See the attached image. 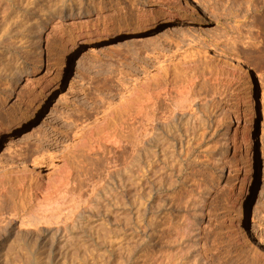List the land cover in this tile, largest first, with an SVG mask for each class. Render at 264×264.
<instances>
[{
  "label": "rangeland",
  "instance_id": "1",
  "mask_svg": "<svg viewBox=\"0 0 264 264\" xmlns=\"http://www.w3.org/2000/svg\"><path fill=\"white\" fill-rule=\"evenodd\" d=\"M54 1L0 0V264H25L20 229L29 216L36 222L31 264H191L193 248L212 264H263L264 64L257 47L264 26L258 0H184L192 4L188 12L146 0H90L81 19L74 6L85 0H58L66 6L61 22L47 14ZM174 12L179 19H170ZM202 30L214 31L218 41L190 63L195 70L181 65L165 76L169 87L193 83V102L205 118L200 142L190 133L189 111L177 109L175 98H166L165 82L154 80L107 118L67 165L60 155L46 157L49 149L65 150L134 79ZM67 39L75 44L68 57L61 56ZM60 56L64 64L45 73ZM192 147L196 163L186 165L175 191L164 190L174 185V164L187 163L184 151ZM42 155L44 162L36 164ZM63 169L69 174L57 172ZM61 182L81 199L79 208L51 196ZM203 184L210 198L191 215L196 242L188 245L181 237L184 202L188 191L204 192ZM44 189L53 198L46 199ZM56 207L57 217L51 214Z\"/></svg>",
  "mask_w": 264,
  "mask_h": 264
},
{
  "label": "bare ground",
  "instance_id": "2",
  "mask_svg": "<svg viewBox=\"0 0 264 264\" xmlns=\"http://www.w3.org/2000/svg\"><path fill=\"white\" fill-rule=\"evenodd\" d=\"M248 1V0H247ZM63 2V1H62ZM59 3V1L58 0H56V1H54L53 2V4L52 5H50L49 6V8L47 9V14H49V16H51V17H53L54 19H56V20H58L57 22H61V21H63L64 20V18L66 17V14H64L63 12L65 11V7L66 6H64V3ZM146 2L149 4V2H151V4L153 3H157V4H161V5H163L164 7H166V9H168V8H177L178 10H180V11H183V12H188V9H191L192 8V4H190V2L189 1H184V0H146ZM250 2V1H249ZM258 2H259V4H260V6H258V8H257V10H258V12H259V19L261 18V23H262V25L264 26V0H258ZM141 3H143V2H141ZM76 4V6H74V8L75 9H77L78 10V12L76 13V15H77V17H79L80 19L81 18H83L84 16L83 15H85V13H87L88 11H86V9L87 8H85L86 6L85 5H90V7L92 8V6H93V4H90V0H85V2H78V3H75ZM251 4V3H250ZM239 6H240V4H239ZM249 6V5H248ZM68 9V8H67ZM162 10V9H161ZM162 12H165L164 10H162ZM234 14H237V13H234ZM235 16H237V15H235ZM70 17V16H69ZM180 18V15L179 14H177L176 12H174L173 14H170V19H179ZM237 19L238 18H236V20L235 21H237ZM105 20V19H104ZM218 41V35L216 34V33H214V31L212 32V31H210V30H202V31H200L199 33H198V35L196 36V37H194L193 39H190V43H189V45L186 47V48H184V47H179V48H177V50L175 51V52H173L170 56H167L166 58H163L162 60H160L159 62H158V66L157 67H155V68H150V69H147L145 72H144V74H142L141 76H138L136 79H134L132 82H131V84L130 85H128L127 87H125V89L122 91V93L120 94V96H119V99L117 100V101H114V102H108V104H106L105 105V107H104V109L98 114V116L96 117V118H94V120L93 121H91V123H89V124H87L86 126H84L81 130H79L77 133H76V136H75V139L72 141V143L65 149V150H63L62 152H60L59 154H58V152H56L55 150H52V149H49L47 152H46V157H50V156H57V155H60V158H61V161H63V165L65 166V165H67V163L75 156V154H76V152H78V150L80 149V148H82V146L84 145V143H85V140H87V138H89V137H93V134H94V132L96 131V130H99V128H101V126L103 125V124H105L106 122H107V118H109V117H111L112 115H113V113L117 110V109H119L120 107H123V106H125V105H127V103H129L131 100L133 101L134 100V102H135V100H136V97L135 96H137V94H139L143 89H146L150 84H152L153 83V81L154 80H162V81H164L165 82V84H162V85H166L165 87H163L164 89H163V91H165V95H166V98H169V99H173L174 100V98H175V107L177 108V109H179L180 111H182L183 112V110L185 111H189V113H190V116H192L193 117V121H194V124L193 123H191L192 124V128H189L190 129V133H191V135L193 136V135H195L194 136V143L195 142H198L199 141V139H202V137H203V132L205 131V129L206 128H198V126L200 125V123L202 124V122L205 120V118L203 117V116H201L200 115V113H202L201 112V109H199V108H197V103H199V101L198 102H196V104L194 103L195 101V98L194 97H192L193 96V83L192 82H189V83H185V84H180V85H177L176 86V84L174 85V83H173V85L171 86V84H170V87H169V82H167L168 80H166V74H168L169 72H171L172 70H173V68H179V66H184L185 67V69L186 70H188V71H194L195 70V67H192L191 66V62H194L195 60H197V59H200L201 57H202V52L204 51V49H206V47L207 46H211L213 43H215V42H217ZM188 43V42H187ZM65 44H67V46H66V50H67V52H64V54H61V56L62 55H65V56H67L68 57V54H69V52H71V50H73L74 49V43L72 42V40H69V39H67L66 41H65ZM65 49V48H64ZM257 51H258V58L260 59V61L264 64V41H262V43L257 47ZM61 56H60V58L57 60V62H53V63H49L48 64V66L46 67V72L45 73H49L53 68H55V67H57V66H59L60 65V60L63 62V64H64V57H62L61 58ZM67 57H65V58H67ZM190 64V65H189ZM62 66V65H61ZM60 66V67H61ZM224 69V68H223ZM232 69V68H231ZM222 70V69H221ZM227 70H230V69H227ZM233 70V69H232ZM222 73V72H221ZM225 73V72H224ZM226 74H229V71H227L226 72ZM225 74V75H226ZM220 75V74H219ZM227 77V76H226ZM225 78V77H224ZM229 79V78H228ZM227 79V80H228ZM161 82V81H160ZM194 82V81H193ZM168 83V84H167ZM228 88V87H227ZM223 89V88H222ZM221 89V90H222ZM162 93H164V92H162ZM175 95H174V94ZM142 94H144V93H142ZM174 95V96H173ZM221 95V94H220ZM164 96V95H163ZM165 97V96H164ZM138 98V97H137ZM166 98H165V100H166ZM193 98H194V100H193ZM220 98V97H219ZM149 99V98H148ZM198 100V99H197ZM150 101V103L151 102H153V101H151V100H149ZM148 101V102H149ZM171 101V100H170ZM194 101V102H193ZM214 101H216V100H212L211 101V104H214L215 105V102ZM222 101V100H221ZM220 101V102H221ZM220 102H218V103H220ZM154 103V102H153ZM194 103V104H193ZM201 103V102H200ZM210 103V102H209ZM217 103V104H218ZM205 104V103H204ZM207 104V103H206ZM194 105H195V108H194ZM199 105V104H198ZM252 105H254V102H253V104ZM207 106V105H206ZM213 106V105H212ZM203 107H204V105H203ZM209 107V106H208ZM217 107V106H216ZM215 106H214V108H216ZM211 108V107H210ZM176 110V109H175ZM215 110V109H214ZM178 111V110H177ZM180 111H178V112H180ZM208 111V110H207ZM255 111V110H254ZM175 113V112H174ZM208 113H211L210 111L208 112ZM214 113V112H213ZM204 114V113H203ZM175 116H177V115H175ZM172 118H176V117H174V114H173V116H172ZM256 117H255V113H253L252 115H251V119L253 120L252 122L254 123V119H255ZM173 120H175V119H173ZM192 121V122H193ZM176 122V121H175ZM175 122H174V124H175ZM178 122H176V124H177ZM179 124V123H178ZM177 124V129L179 130L180 129V127L182 126H179ZM188 126V125H187ZM176 127L174 128V131L176 130L177 131V129H176ZM184 127V126H183ZM186 129H187V127H186ZM185 129V130H186ZM245 129H246V127H245ZM188 130V129H187ZM248 131V130H247ZM171 132V131H170ZM181 132V131H180ZM160 133H162V132H160ZM205 133V132H204ZM249 134V133H248ZM262 134H263V136H264V131L262 130ZM159 135V134H158ZM168 135V134H167ZM170 135V134H169ZM168 135V136H169ZM177 135V134H176ZM179 136H180V134H178ZM178 135L176 136V138L178 137ZM164 136H165V134H164ZM174 136H175V134H174ZM183 136V135H182ZM173 137V136H172ZM171 137V138H172ZM165 138H167V137H165ZM164 138V139H165ZM170 138V139H171ZM174 138V137H173ZM172 138V139H173ZM163 139V138H162ZM167 140H169V139H167ZM246 140H247V132H246V130L243 132V136H242V141L243 142H246ZM178 141H179V139H178ZM149 144L151 145L152 144V139H150L149 140ZM180 142H182V141H180ZM200 142V141H199ZM242 142V143H243ZM173 143V142H172ZM171 143V145H174V143H175V141H174V143L172 144ZM240 143V142H239ZM198 144V143H197ZM196 144V145H197ZM200 144V143H199ZM180 145H182V144H180ZM184 145V144H183ZM193 145V144H192ZM195 144H194V146H196ZM206 145V144H205ZM244 145V144H243ZM181 148V147H180ZM204 149V148H203ZM194 148L192 147V148H190V149H188L187 151H186V153H185V151H184V154H186L185 156H184V154L183 155H181L180 157L182 158V159H184L183 158V156L186 158V159H188L187 160V163H184V164H181V167L178 169V167L174 164V167L171 169V171H170V178H169V180H171V182H174V185H170V186H165V189L164 190H166V191H168V190H170V191H175V189L177 188V183H178V181H179V179L182 177V174H183V171L187 168L186 167V165L187 166H191V165H193L194 163H196L195 161H191L190 160V155L192 154V152H194ZM205 150V149H204ZM203 150V151H204ZM209 150V149H208ZM196 151V150H195ZM180 153H182V152H180ZM179 153V154H180ZM178 153H177V155H179ZM177 155H176V157H177ZM172 156H173V158H174V155L172 154ZM45 157V156H44ZM44 157H43V155L42 156H40L38 159V162L36 163V164H38V165H40L41 163H43L44 162ZM172 158V159H173ZM178 158V157H177ZM177 161V164L179 163V160H176ZM175 161V162H176ZM185 161V160H184ZM182 163V162H181ZM71 164H72V162H71ZM10 168V167H9ZM68 168V167H67ZM61 169V168H60ZM59 171H61V172H59ZM66 172V173H68L67 171H66V169L64 170H58L57 172H59V174L61 173H63V172ZM71 172V171H70ZM190 172V171H189ZM60 174V175H61ZM64 174V173H63ZM69 174V173H68ZM190 174L191 173H187L186 174V176L185 177H183V180H182V182L184 183V182H187V181H189L190 180ZM3 177H4V175H2ZM63 176V175H62ZM4 179V178H3ZM5 180V179H4ZM3 181V180H2ZM1 181V182H2ZM61 181H63V180H61ZM5 182V181H4ZM4 182H2V183H4ZM64 182V181H63ZM62 183V182H61ZM60 183V184H61ZM5 184V183H4ZM64 184H65V182H64ZM1 185V184H0ZM204 185V184H203ZM2 186V185H1ZM59 185H56L55 187H58ZM62 186H63V183H62V185L61 186H59L58 188H56V189H53L52 191H51V193H52V195L51 196H53L54 194V196H56L57 195V197L59 198V200H61V202H63V203H65L66 204V206H68L69 208L70 207H74V206H80V200L81 199H78V197H75V196H77L76 194H75V196H73V195H71V192H67V188L65 189L64 187H63V189H62ZM65 186V185H64ZM172 186V187H171ZM5 187V186H4ZM50 187V186H49ZM66 187V186H65ZM156 187V186H155ZM202 187V186H201ZM204 187H206V189H205V191L204 192H202V191H197L196 193H194V191L192 192V190H190V191H188V197L186 198V200H185V202H184V206H185V208L187 209V210H183V212L184 211H186L185 212V214H184V218H185V221H183V225L181 226V232H182V238L183 239H185L186 241H187V243H188V245L189 244H191V243H189L188 241H190V240H192L194 237H196V235H195V233H194V223H192L193 221H192V219H191V215H194L198 210H199V212L201 213V210L204 208V206L206 205V202H207V200L210 198V193H209V187H207V186H205L204 185ZM38 188V187H37ZM40 188V187H39ZM191 188H192V186H191ZM4 189V188H3ZM6 189V188H5ZM42 189V188H41ZM46 189V188H45ZM44 189V190H45ZM52 189V188H51ZM251 189V188H250ZM250 189H248V191L247 192H245V194H244V196H243V198H242V202L244 203V202H246L247 201V199H248V195H249V191H250ZM43 190V189H42ZM1 191V190H0ZM8 191V190H7ZM37 191V190H36ZM39 191H40V189H39ZM46 191V190H45ZM49 190H48V192L46 191L45 193H47L46 195V199H49L50 197V195L49 194H51V193H49L50 192ZM71 191V190H70ZM4 192V191H3ZM2 192V193H3ZM10 192V191H9ZM41 192V191H40ZM12 193V192H11ZM11 193L9 194L10 196V198L12 197L11 196ZM41 193H44V192H41ZM194 193V194H193ZM5 194V197H6V193H3V195ZM37 194V193H36ZM35 194V195H36ZM33 195H34V193H33ZM32 195V196H33ZM43 195V194H42ZM79 195V194H78ZM44 196H45V194H44ZM53 196V197H54ZM4 197V196H3ZM31 197V196H30ZM49 197V198H48ZM53 197H51V198H53ZM33 198V197H32ZM50 198V199H51ZM55 198V197H54ZM81 198V197H80ZM29 199H31V198H29ZM45 199V198H44ZM49 199V200H50ZM43 200V199H42ZM48 200V201H49ZM59 200H57V201H59ZM85 200V199H84ZM83 200V201H84ZM10 201V200H9ZM46 201V200H45ZM44 201V202H45ZM56 201V202H57ZM32 202V201H31ZM42 202V201H41ZM52 202V201H51ZM61 202L60 203H55V204H61ZM89 202V201H88ZM43 203V202H42ZM50 203V202H49ZM183 203V202H182ZM7 204V203H6ZM44 205V204H43ZM51 205V204H50ZM53 205V204H52ZM58 205V206H59ZM64 205V204H63ZM63 205H62V207H63ZM1 207V206H0ZM41 207H46V205L45 206H41ZM40 207V208H41ZM55 207V206H54ZM39 208V209H40ZM79 208V207H78ZM191 208V209H190ZM200 208V209H199ZM47 209V208H46ZM50 209V208H49ZM74 209V208H73ZM82 209H83V211H86V212H89L88 210L90 209V208H88V205H84V206H82ZM188 209H190V210H188ZM43 210H45V209H42V212H43ZM52 211H54L55 213H53V212H51L50 210H48V212H51V214L53 215V216H55V217H57L56 216V214L58 213H60L61 211H60V209H57V207H56V209L55 208H53V209H51ZM56 210V211H55ZM63 210V209H62ZM41 211V210H40ZM46 211V210H45ZM65 211V210H64ZM66 211H67V209H66ZM193 211H195V212H193ZM41 212V213H42ZM193 212V213H192ZM34 213V212H33ZM62 213V212H61ZM143 213V212H142ZM141 213V214H142ZM198 213V212H197ZM27 214V213H26ZM44 214H45V212H44ZM55 214V215H54ZM57 214V215H58ZM31 215H35V214H31ZM39 215V214H38ZM42 215V214H41ZM51 215V216H52ZM196 215V214H195ZM37 216V215H36ZM43 216V215H42ZM50 216V215H49ZM33 217V218H32ZM29 216V217H27L25 220L26 221H24V224L26 223V226H28L27 228H25L26 226H24L23 228L24 229H20L21 230V232H22V245H23V247H21V248H23L22 250L24 251V253H23V255H22V260H25V264H31L33 261H34V259H31V257H32V255H34L33 254V251H32V245L30 244V242H29V238L31 239L32 237L30 236L31 234H35L34 232V224L36 223H34V217L35 216ZM60 217V216H59ZM68 217V216H67ZM34 219V220H32V219ZM51 218V217H50ZM54 218V217H53ZM66 218V217H65ZM40 219V218H39ZM44 219V218H43ZM56 219V218H55ZM61 219V218H60ZM69 219V218H68ZM41 220V219H40ZM44 220H46V219H44ZM59 220V219H58ZM196 220V219H195ZM39 221V220H38ZM61 221V220H60ZM181 221V222H182ZM7 224V223H6ZM39 224V223H38ZM4 226V225H3ZM1 227H2V225H1ZM176 230V229H175ZM178 230V229H177ZM197 230V229H196ZM196 232V231H195ZM64 233V232H63ZM236 234V233H235ZM235 234H234V236H233V239H234V237H236L235 236ZM238 234V233H237ZM231 237H232V235L231 234H229ZM228 235V236H229ZM176 236V235H175ZM229 236V238L231 239V237ZM239 236V235H238ZM34 238V237H33ZM177 238V237H176ZM199 238V237H198ZM239 238H240V236H239ZM239 238H236V239H239ZM241 238H242V236H241ZM236 239H234V240H236ZM199 240V239H198ZM197 240V241H198ZM244 240V238H242V241ZM129 241V240H128ZM127 241V242H128ZM193 241H194V239H193ZM192 241V242H193ZM237 241V240H236ZM236 241H234V242H236ZM126 242V243H127ZM177 242V241H176ZM194 242H196V241H194ZM245 242V241H244ZM187 243H185V241H184V244H186L187 245ZM240 243V242H239ZM238 243V244H239ZM241 243H243V242H241ZM194 244V243H193ZM131 245V244H130ZM187 245V246H188ZM196 245V244H195ZM186 246V247H187ZM202 246V245H201ZM235 246V245H234ZM179 249V248H178ZM212 249V248H211ZM218 249V248H217ZM180 250H182V249H180ZM201 250V249H200ZM199 250V248H193L192 249V253H191V258H192V261H190V263L191 264H212L211 262L213 261L214 262V260H213V258L211 257V258H208L207 256L208 255H205L204 256V254H203V252L202 251H200ZM206 251V250H205ZM21 252V251H20ZM175 252V251H174ZM178 252V251H177ZM185 252V251H184ZM189 252H190V250H189ZM209 252V251H208ZM20 254V253H19ZM178 254V253H177ZM186 254H187V252H186ZM206 254V253H205ZM21 255V254H20ZM172 255V254H171ZM170 255V256H171ZM180 255H181V253H180ZM209 255H210V253H209ZM216 255V254H215ZM214 255V256H215ZM167 256V255H166ZM184 256V255H183ZM189 256V255H188ZM213 256V255H212ZM217 256V255H216ZM261 256V255H260ZM263 256V255H262ZM169 257V256H168ZM173 257V256H172ZM178 257H181V256H178ZM174 258V257H173ZM216 258H218V257H216ZM171 259V258H170ZM219 259H221V258H219ZM219 259H217V261H219ZM224 259V258H223ZM166 259H164V261H165ZM259 260V259H258ZM257 260V261H258ZM261 260H262V258H261ZM177 261V260H176ZM180 261V260H179ZM186 261V260H185ZM226 262H227V260H225ZM224 261V262H225ZM162 262H163V260H162ZM161 262V263H162ZM216 262V261H215ZM224 262H219V264H226V263H224ZM160 263V262H159ZM174 263H175V261H174ZM181 263V262H180ZM186 263V262H185ZM218 263V262H217ZM164 264V263H163ZM166 264V263H165ZM167 264H169V263H167ZM170 264H171V262H170ZM178 264V263H177ZM182 264V263H181ZM184 264V263H183ZM189 264V263H188ZM227 264H228V262H227ZM264 264V263H263Z\"/></svg>",
  "mask_w": 264,
  "mask_h": 264
}]
</instances>
